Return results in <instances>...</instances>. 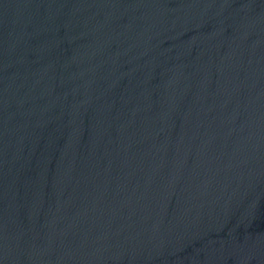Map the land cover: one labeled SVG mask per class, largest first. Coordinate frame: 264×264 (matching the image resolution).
<instances>
[{"label": "water", "instance_id": "obj_1", "mask_svg": "<svg viewBox=\"0 0 264 264\" xmlns=\"http://www.w3.org/2000/svg\"><path fill=\"white\" fill-rule=\"evenodd\" d=\"M0 264H264V0H0Z\"/></svg>", "mask_w": 264, "mask_h": 264}]
</instances>
